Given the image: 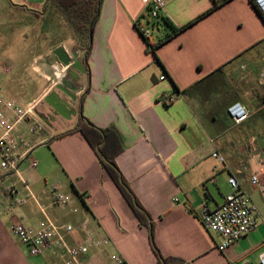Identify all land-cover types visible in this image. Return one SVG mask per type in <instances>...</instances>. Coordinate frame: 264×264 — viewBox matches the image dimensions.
<instances>
[{
	"label": "crops",
	"instance_id": "0c3cea01",
	"mask_svg": "<svg viewBox=\"0 0 264 264\" xmlns=\"http://www.w3.org/2000/svg\"><path fill=\"white\" fill-rule=\"evenodd\" d=\"M18 1L19 16L30 23L20 28V40L50 44L29 64L38 92L25 106L34 104L36 111L58 85L73 86L74 101L63 116L47 104L44 112L55 117L50 120L65 116L64 121L56 119L55 127L44 125L39 115L41 130L30 136V157L37 168L22 162L17 176L0 178L12 182L0 188V264H61L55 251L30 256L8 231L15 221L29 228L46 221L71 225L74 230L65 238L69 245L83 242L88 233L108 240L81 256L80 264H115V256L125 264L156 263L147 228L139 224L83 136L72 132L80 114L94 127L111 130L107 144L120 146L114 162L154 223V241L163 257L185 264H259L264 221L219 252L217 237L199 219L202 203L209 210L222 203L230 191L229 177L254 205L257 196L264 200L248 181L251 169L264 162V87L259 81L264 60L256 50L264 39V21L250 0H164L161 17L181 29L167 39L170 29L148 19V0H102L88 71L81 61L84 41L52 1ZM149 27L159 30L150 36ZM59 49L69 65L59 62ZM75 62L81 70L72 67ZM168 97L174 102L166 104ZM234 103L248 113L239 125L226 112ZM37 143L45 148L35 149ZM212 152L224 163L213 159ZM56 183L70 197L68 204H54L51 187ZM10 188L16 192L13 197ZM14 197L23 198V204L12 205Z\"/></svg>",
	"mask_w": 264,
	"mask_h": 264
},
{
	"label": "built area",
	"instance_id": "2783aa9c",
	"mask_svg": "<svg viewBox=\"0 0 264 264\" xmlns=\"http://www.w3.org/2000/svg\"><path fill=\"white\" fill-rule=\"evenodd\" d=\"M250 2L264 21V0H250ZM164 7V0H148L147 16L153 24L158 22ZM160 79L162 80L163 77ZM259 81L264 87V64L259 71ZM173 102L172 97L165 100L166 104ZM34 110V104L22 107L6 98L0 88V178L4 175L17 176L22 162H27L29 168H37V161L30 157L34 148L30 136H34L41 130ZM226 112L235 125L243 123L248 118L247 111L240 103L231 104ZM211 157L220 164L224 163V159L216 152H212ZM248 181L264 198L263 161H258L251 169ZM228 185L230 191L217 208L209 210L206 204L202 203L199 213L204 230L217 237L216 249L219 252H223L240 238L254 231L260 219L255 205L250 197L240 189L234 177L228 178ZM15 193L13 188L8 189V194L12 197L16 195ZM51 194L54 204L59 206L66 205L71 200L61 191L60 183L51 187ZM23 202V198L14 197L12 205L20 206ZM81 227L85 229V223ZM73 230L71 225L57 226L49 221L40 222L36 228L25 227L17 221L11 222L8 226L9 233L28 248L30 256H39L45 251H55L59 253L61 264H80L81 256L108 243L106 238L98 239L88 233L83 242L69 245L65 238ZM113 262L125 264L118 256L113 257ZM258 262L264 264V252L259 256Z\"/></svg>",
	"mask_w": 264,
	"mask_h": 264
},
{
	"label": "trees",
	"instance_id": "16d2710c",
	"mask_svg": "<svg viewBox=\"0 0 264 264\" xmlns=\"http://www.w3.org/2000/svg\"><path fill=\"white\" fill-rule=\"evenodd\" d=\"M51 1L61 18L70 27H72L84 41L81 61L84 69L88 71L87 58L90 50V41L94 24L96 23L99 16L102 0ZM158 21H161V23L172 32V34L165 37L166 39L181 30L175 28L168 22V20L161 16L159 17ZM140 34L143 37L148 50H152V45L149 44L148 38L145 36L142 30H140ZM83 98L84 94L80 98L79 108L81 107ZM72 132H79L83 136V138L96 154L102 167L107 172L110 179L116 185L122 197L134 213L139 224L147 228L148 242L150 249L156 259L155 264H185V262L179 258L163 257L160 254L154 241V223L152 222L146 210L138 202L137 198L129 188L128 183L123 178L121 172L114 162V157L117 153H119L120 146L116 145L115 142H113V144L111 145L107 144L108 135L112 133L111 130H101L94 127L86 118H84L80 114Z\"/></svg>",
	"mask_w": 264,
	"mask_h": 264
},
{
	"label": "rangeland",
	"instance_id": "374dc122",
	"mask_svg": "<svg viewBox=\"0 0 264 264\" xmlns=\"http://www.w3.org/2000/svg\"><path fill=\"white\" fill-rule=\"evenodd\" d=\"M20 3L21 2L18 0H0V88L4 91L6 97L14 99L16 103L24 107L25 103L30 101L38 92V88L36 87L35 82H33L31 76L32 74L30 72L29 64L32 61L34 55L42 51H46L47 46L50 44L49 41L33 43V41L23 42L20 40L21 34L23 33V30L20 28L30 25V23L23 19L22 16H19L18 11L16 10L18 9L19 5H21ZM23 5H25L27 8L26 4ZM34 28L37 30L38 23L34 22ZM149 30L150 31L148 35L151 36L157 33L159 28L149 27ZM28 31V36L31 37V29ZM50 31L53 33L55 30L51 28ZM38 45H44V48H40ZM256 50L259 54L258 58L260 60H264V39L260 41V44L257 46ZM12 84L16 88L15 92H13ZM46 108L47 103L43 100L38 103L36 111L34 110L38 120L40 119L39 115H42V120H46L44 125H49L52 128L55 127L59 122L56 121V119L64 121L65 116L63 118L58 117L54 121L50 120L51 117H55L51 114L45 113L44 111ZM71 118L72 119L69 118V120H74L73 117ZM72 126L74 129L75 123ZM42 147L45 148V145L40 143L35 144V149ZM262 147L264 149V145ZM10 183L12 182L10 181L8 183L5 181L4 177L0 180V188H8ZM254 203L257 209L262 211V215L260 214L261 217L259 219L260 224L264 221V200L257 196V198L254 200Z\"/></svg>",
	"mask_w": 264,
	"mask_h": 264
},
{
	"label": "water",
	"instance_id": "95a60500",
	"mask_svg": "<svg viewBox=\"0 0 264 264\" xmlns=\"http://www.w3.org/2000/svg\"><path fill=\"white\" fill-rule=\"evenodd\" d=\"M60 52H62L61 49L55 52L59 62L64 66L69 65L70 60L64 55H60ZM73 56L76 55L74 54ZM72 67L81 70L80 62L73 63ZM55 90L56 92H53L50 96L44 98V101L51 106L56 114L63 116L69 111L70 103L74 101V97L70 93L74 90V87L69 84V87L66 89L63 86L58 85L55 87Z\"/></svg>",
	"mask_w": 264,
	"mask_h": 264
},
{
	"label": "bare ground",
	"instance_id": "6f19581e",
	"mask_svg": "<svg viewBox=\"0 0 264 264\" xmlns=\"http://www.w3.org/2000/svg\"><path fill=\"white\" fill-rule=\"evenodd\" d=\"M56 66V65H55ZM54 68V67H53ZM56 75V74H55ZM57 77H59V76H57Z\"/></svg>",
	"mask_w": 264,
	"mask_h": 264
}]
</instances>
